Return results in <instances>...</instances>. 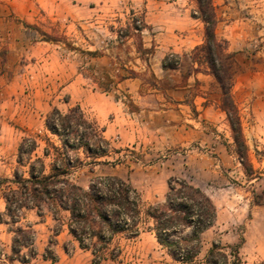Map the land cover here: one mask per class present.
<instances>
[{"label": "rangeland", "instance_id": "374dc122", "mask_svg": "<svg viewBox=\"0 0 264 264\" xmlns=\"http://www.w3.org/2000/svg\"><path fill=\"white\" fill-rule=\"evenodd\" d=\"M212 3L215 35L234 54L230 94L257 179L243 174L219 108L218 84L204 66L196 75H188L187 64L176 72L160 71L163 55L192 58L203 43L194 0H0V214L3 180L17 168L21 140L47 135L44 119L52 108L65 112L78 104L89 119L97 116L110 126L111 149L101 159L107 164L73 173L76 184L119 177L138 192L145 208L163 199L170 178L185 180L216 209L213 226L201 236L199 260L211 243L237 245L242 238L244 264L264 262V0ZM132 18L142 21V31L121 30L119 41L116 32ZM122 66L136 74L134 81L117 82L115 73L128 75L115 70ZM92 80L106 83L107 91ZM131 95H140L136 101L150 113L132 115L140 107ZM43 146L39 142L37 155ZM20 224L36 234L37 255L29 264H92L90 253L65 231L54 238L56 261L42 258L55 225L49 214L40 218L25 211ZM9 229L0 222V263L10 253ZM113 246L119 247L118 257L99 264H173L146 229L132 239L116 237Z\"/></svg>", "mask_w": 264, "mask_h": 264}, {"label": "trees", "instance_id": "16d2710c", "mask_svg": "<svg viewBox=\"0 0 264 264\" xmlns=\"http://www.w3.org/2000/svg\"><path fill=\"white\" fill-rule=\"evenodd\" d=\"M194 1L197 8L195 18L203 25V43L194 47L192 58L184 59V56L173 53L165 55L161 68L176 71L187 64L190 75L199 73L204 66L205 72L218 84L219 108L226 116L232 148L243 174L247 179H257L230 94L234 54L229 53L226 42L215 35L216 15L212 0ZM130 14L133 15L132 12ZM140 23L142 21L133 18L126 21L124 27L116 32L118 40L122 41L121 30L126 35L129 30L140 33L143 29ZM95 55V52L89 53V56ZM124 68L115 69L128 73H115L117 82L136 77L132 70ZM103 78L107 84L113 83L109 77ZM93 83L107 91L106 83ZM44 128L47 135L42 138L36 136L21 140L17 149V168L11 179L3 180L5 208L0 214V222L10 227L12 239L10 253L4 255L0 264H29L37 255L35 231L30 225L20 224L25 211H35L40 218L47 213L55 223L51 230L53 235L42 256L51 262L57 259L53 250L54 238L63 231L80 250L90 253L92 264H99L118 257L119 247L113 246L116 237L123 235L132 239L146 229L173 264H244L239 254L242 238L237 245L211 243L202 261L199 260L201 236L213 226L216 209L201 189L185 180L170 178L163 199L145 208L138 192L119 177H94L86 187L76 184L71 179L73 173L85 165L107 164L101 159L108 157L111 149L103 136V128L89 120L79 105L71 106L65 112L52 108L45 116ZM39 142L44 144L40 156L36 154ZM87 159L89 161H85Z\"/></svg>", "mask_w": 264, "mask_h": 264}, {"label": "crops", "instance_id": "0c3cea01", "mask_svg": "<svg viewBox=\"0 0 264 264\" xmlns=\"http://www.w3.org/2000/svg\"><path fill=\"white\" fill-rule=\"evenodd\" d=\"M168 54H170V53H168ZM175 54V53H174ZM165 55H167V54H165ZM165 55H163L162 57H161V60L163 59V57L165 56ZM160 71L162 72V73H167V72H176V71H178V70H176V71H169V70H163L162 68H161V61H160ZM134 67V66H133ZM135 68V67H134ZM196 75V74H195ZM136 78H132V79H125V80H123V81H121V82H119V83H124V82H129V81H134ZM196 80V79H195ZM185 84V83H184ZM182 85V88L183 87H185L186 86V84L185 85ZM176 88H178V87H176ZM154 91H156V90H154ZM141 98V96L140 95H137V96H133V95H131L130 96V99L131 100H133V102H134V104H136L138 107H140V105H139V103L136 101V100H139ZM135 100V101H134ZM181 102V103H180ZM176 103H177V106H180V105H184V102L182 103V101H176ZM78 105V104H77ZM80 107V106H79ZM81 108V107H80ZM81 110L83 111V113H84V110L81 108ZM144 113H150L149 111H147L146 109H144L143 107H140V109H139V111L138 112H134V113H131L132 115H143ZM152 113V112H151ZM153 113H155V112H153ZM85 114V113H84ZM85 116H86V114H85ZM87 117V116H86ZM88 118V117H87ZM89 119V118H88ZM89 120H92V121H94L99 127H101V128H103V130H104V132H103V136H104V138L106 139V135L107 134H109L110 133V126L109 125H106V124H104L103 123V120H100L97 116H93L92 118H90ZM71 239V238H70ZM72 241V240H71ZM73 242V241H72ZM74 243V242H73ZM75 244V243H74ZM76 245V244H75Z\"/></svg>", "mask_w": 264, "mask_h": 264}]
</instances>
